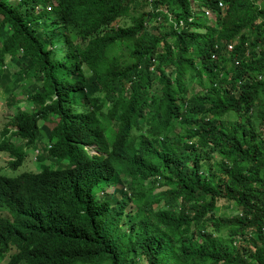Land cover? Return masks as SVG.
Returning <instances> with one entry per match:
<instances>
[{"label": "trees", "instance_id": "16d2710c", "mask_svg": "<svg viewBox=\"0 0 264 264\" xmlns=\"http://www.w3.org/2000/svg\"><path fill=\"white\" fill-rule=\"evenodd\" d=\"M1 89L2 262L264 264V0H0Z\"/></svg>", "mask_w": 264, "mask_h": 264}, {"label": "rangeland", "instance_id": "374dc122", "mask_svg": "<svg viewBox=\"0 0 264 264\" xmlns=\"http://www.w3.org/2000/svg\"><path fill=\"white\" fill-rule=\"evenodd\" d=\"M6 102H7L6 96L2 92V89H1L0 90V132L3 130V127L7 122L6 116H4L5 110L7 108ZM26 104H27V100H25V96H24V98L21 99V101L18 103V105L24 109V108H26ZM10 111H12V110H10ZM10 139L12 140V142H15V143H18L20 141V139L16 136H11ZM38 150L40 151V154H41L42 150L40 147H38ZM37 155H38L37 150L31 151V152L28 151V154L26 156V159H25V162L23 165L15 168V169L9 168L8 166L3 167L0 170V174L5 175V176H9V177H13V176L19 175L20 173H22L23 171H26V170L38 171L39 165H38V162L36 161V158H35V156H37ZM7 160H9V156L7 155V153L5 151H0V166H5ZM25 168H26V170H25ZM113 189H114V187H109L106 192H108V191L113 192ZM159 190H161V189H159ZM219 204L222 207V211L226 210V206H227L226 204L227 203L224 200H221L219 202ZM0 262H2V260H0ZM2 264H5V262H2Z\"/></svg>", "mask_w": 264, "mask_h": 264}, {"label": "clouds", "instance_id": "9594fccd", "mask_svg": "<svg viewBox=\"0 0 264 264\" xmlns=\"http://www.w3.org/2000/svg\"><path fill=\"white\" fill-rule=\"evenodd\" d=\"M5 127H7V125L5 124L4 125V127H3V130L5 129ZM9 127V126H8ZM9 128H13L12 126H10ZM11 136H13V135H11ZM10 136V137H11ZM17 137V136H16ZM19 138V137H18ZM20 139V138H19ZM20 142V141H19ZM6 153H7V155L9 156V160H11L12 159V156H11V154L8 152V151H5ZM94 153H96L95 151H93ZM37 153H38V151H37ZM36 157V156H35ZM9 160H7V162L9 161ZM3 262H5V261H3ZM1 264H2V262H0ZM5 264H7L6 262H5Z\"/></svg>", "mask_w": 264, "mask_h": 264}]
</instances>
